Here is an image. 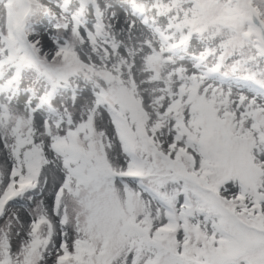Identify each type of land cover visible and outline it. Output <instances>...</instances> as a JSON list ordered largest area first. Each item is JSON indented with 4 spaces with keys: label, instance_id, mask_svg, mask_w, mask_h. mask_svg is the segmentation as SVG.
Returning <instances> with one entry per match:
<instances>
[{
    "label": "snow or ice",
    "instance_id": "6c2138e0",
    "mask_svg": "<svg viewBox=\"0 0 264 264\" xmlns=\"http://www.w3.org/2000/svg\"><path fill=\"white\" fill-rule=\"evenodd\" d=\"M0 264H264V0H0Z\"/></svg>",
    "mask_w": 264,
    "mask_h": 264
}]
</instances>
